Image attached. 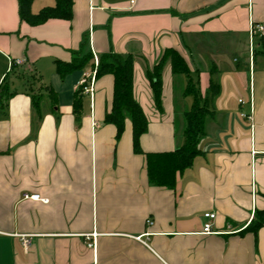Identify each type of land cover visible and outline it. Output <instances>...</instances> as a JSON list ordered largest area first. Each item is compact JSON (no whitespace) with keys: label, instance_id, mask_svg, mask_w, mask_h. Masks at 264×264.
I'll return each mask as SVG.
<instances>
[{"label":"crops","instance_id":"0c3cea01","mask_svg":"<svg viewBox=\"0 0 264 264\" xmlns=\"http://www.w3.org/2000/svg\"><path fill=\"white\" fill-rule=\"evenodd\" d=\"M55 6L32 0L30 12ZM253 24L264 25V0H73L71 20L40 25L0 0V89L8 78L16 91L0 99V264H264V228L246 230L264 210V39ZM166 50L203 96L211 67L219 86L201 153L174 190L150 183L128 121L117 139L105 121L113 77H96L102 55L132 56L149 124L140 148L172 152L193 101L167 64L156 107L146 72ZM92 74L93 97L81 87ZM205 213L216 214L211 234Z\"/></svg>","mask_w":264,"mask_h":264},{"label":"trees","instance_id":"16d2710c","mask_svg":"<svg viewBox=\"0 0 264 264\" xmlns=\"http://www.w3.org/2000/svg\"><path fill=\"white\" fill-rule=\"evenodd\" d=\"M31 1L18 0L20 19L28 24L40 25L49 19H72L73 0H56L54 8L44 9L38 15L30 12ZM261 39L263 40L264 37ZM84 58L86 59V56ZM166 64H170L174 75H184L187 78L184 96L193 101L192 108L184 114L183 143L172 152L145 153L140 148V138L147 132L149 124L146 114L134 97V58L132 56L114 52L102 55L96 77L103 75L113 77V98L105 121L116 127L117 139L124 133L128 121L132 127L133 150L136 154L145 157L150 183L174 190L178 177L201 153L199 142L205 135L207 121L213 116L210 103L218 95L219 86L215 80L217 70L211 67L209 89L203 96L199 80L194 78V73L185 58L175 50H166L160 61L146 72L159 110L162 109V75ZM18 77H23V74ZM11 84L8 78L3 81L0 99L7 101L16 94L15 90L10 91ZM77 101L80 102V98ZM74 113L76 116L79 113L77 105ZM261 228H264V210H257L246 230L257 233Z\"/></svg>","mask_w":264,"mask_h":264},{"label":"built area","instance_id":"2783aa9c","mask_svg":"<svg viewBox=\"0 0 264 264\" xmlns=\"http://www.w3.org/2000/svg\"><path fill=\"white\" fill-rule=\"evenodd\" d=\"M131 5H134L136 0H129ZM252 36H258V37H264V25L263 24H253L252 25V30H251ZM251 54H253V50H251ZM22 64V60H13L10 61V68H13L14 66H19ZM95 75L96 74H92L89 81L86 79L84 81H82V93L83 94H88L91 97L94 96V83H95ZM240 103H242V101L240 100ZM244 118H248L251 119L252 116H246V115H242ZM25 198H29V199H33V200H40L44 203L48 202L47 199H43L41 198L39 195H33V196H28L25 195ZM205 219L207 220V222L204 225V233L205 234H211L212 233V224L211 221L214 220L216 218V214L214 213H205L204 214ZM150 225H152V222H149ZM24 244L27 245L28 241H24ZM93 246V245H91Z\"/></svg>","mask_w":264,"mask_h":264},{"label":"rangeland","instance_id":"374dc122","mask_svg":"<svg viewBox=\"0 0 264 264\" xmlns=\"http://www.w3.org/2000/svg\"><path fill=\"white\" fill-rule=\"evenodd\" d=\"M166 66H167V64H166ZM181 76V78H184L185 80H186V77L184 76V75H180ZM19 83V82H18Z\"/></svg>","mask_w":264,"mask_h":264}]
</instances>
